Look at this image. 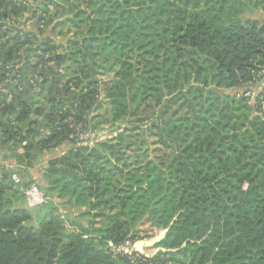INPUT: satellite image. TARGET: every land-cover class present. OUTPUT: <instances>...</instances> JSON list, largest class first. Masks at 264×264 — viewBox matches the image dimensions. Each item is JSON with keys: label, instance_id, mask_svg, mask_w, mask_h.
Here are the masks:
<instances>
[{"label": "trees", "instance_id": "obj_1", "mask_svg": "<svg viewBox=\"0 0 264 264\" xmlns=\"http://www.w3.org/2000/svg\"><path fill=\"white\" fill-rule=\"evenodd\" d=\"M253 12L264 0H0V151L43 164L51 196L29 208L26 184L2 173L0 264H264ZM101 95L108 108L92 116ZM97 118L111 138H71ZM161 151L164 168L151 159ZM59 206L87 216L97 240L69 231ZM162 232L151 256L106 248Z\"/></svg>", "mask_w": 264, "mask_h": 264}, {"label": "rangeland", "instance_id": "obj_2", "mask_svg": "<svg viewBox=\"0 0 264 264\" xmlns=\"http://www.w3.org/2000/svg\"><path fill=\"white\" fill-rule=\"evenodd\" d=\"M244 17L250 19H256L259 22L264 23V15L261 12H253V13L245 14ZM97 78L102 82H106L110 80V76L108 75H99ZM100 99H101L100 108L97 111L93 112L92 116L104 115L105 110L108 108L107 103L103 100L104 99L103 95L100 96ZM101 120H102L101 118H97L96 120H93L89 125L90 131L98 139L104 136H109L112 132L107 125L101 124ZM45 158L46 157L44 156L43 159ZM151 159L154 160L161 168H164L169 163L171 159V154L168 151L155 152L151 155ZM12 160L13 158L11 152L4 150L0 151V178L2 176V173L6 172L7 170L10 171L12 170L13 173L12 178L14 177L13 180L15 181L18 179V181H20L21 183L26 184V186L22 187L21 192H23L24 189L30 186L31 184H36L38 187L42 186L38 180V176L40 175V168L43 164H40L39 162L33 168H24V167L11 165ZM21 192L19 197L22 194ZM47 198L51 200L50 195L47 196ZM15 200L16 198L14 197L11 199V202L14 203ZM59 211L61 212V215L63 216V219L69 231L85 233L87 238L89 239L95 238L97 240L96 235L93 234V232L91 231L90 221L87 216L82 217L79 214V210L68 209L61 206H59ZM94 227H96V225ZM143 228L144 230H148V234L152 233V229L150 227L144 226ZM153 234H155L154 231ZM150 240L151 239H144L143 241L136 242L135 244H133L131 249H129V251L131 253L138 252L139 254H143L145 256H151L157 250L153 248L145 247L144 243ZM106 248L109 249L110 251L109 245H107Z\"/></svg>", "mask_w": 264, "mask_h": 264}, {"label": "built area", "instance_id": "obj_3", "mask_svg": "<svg viewBox=\"0 0 264 264\" xmlns=\"http://www.w3.org/2000/svg\"><path fill=\"white\" fill-rule=\"evenodd\" d=\"M104 137L111 138L112 136L109 135ZM71 138L83 143L84 146L91 147L95 144V142H98L102 137L98 139L94 136V134L90 130H82L78 128L75 131V133L71 135ZM15 181L19 182L18 179ZM23 196L26 206L29 208L43 206L48 203V198L43 194V192L39 189V187L36 184H31L30 186L25 188L23 191ZM108 245L110 247V252L114 254H127V255L132 254L129 251V249H131L133 244L129 242H126L119 246H112L111 244Z\"/></svg>", "mask_w": 264, "mask_h": 264}, {"label": "water", "instance_id": "obj_4", "mask_svg": "<svg viewBox=\"0 0 264 264\" xmlns=\"http://www.w3.org/2000/svg\"><path fill=\"white\" fill-rule=\"evenodd\" d=\"M165 236V232L160 233L155 238L151 239L150 241H147L144 243L146 248H152L155 244L159 243Z\"/></svg>", "mask_w": 264, "mask_h": 264}, {"label": "crops", "instance_id": "obj_5", "mask_svg": "<svg viewBox=\"0 0 264 264\" xmlns=\"http://www.w3.org/2000/svg\"><path fill=\"white\" fill-rule=\"evenodd\" d=\"M264 24V23H263Z\"/></svg>", "mask_w": 264, "mask_h": 264}]
</instances>
